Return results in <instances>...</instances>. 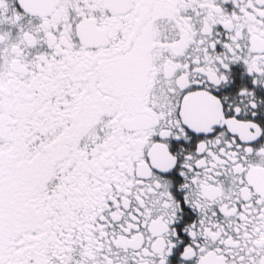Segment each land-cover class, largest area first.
I'll return each instance as SVG.
<instances>
[{
  "label": "snow or ice",
  "instance_id": "snow-or-ice-1",
  "mask_svg": "<svg viewBox=\"0 0 264 264\" xmlns=\"http://www.w3.org/2000/svg\"><path fill=\"white\" fill-rule=\"evenodd\" d=\"M0 264H264V0H0Z\"/></svg>",
  "mask_w": 264,
  "mask_h": 264
},
{
  "label": "flooded vegetation",
  "instance_id": "flooded-vegetation-1",
  "mask_svg": "<svg viewBox=\"0 0 264 264\" xmlns=\"http://www.w3.org/2000/svg\"><path fill=\"white\" fill-rule=\"evenodd\" d=\"M5 27H7V26H5Z\"/></svg>",
  "mask_w": 264,
  "mask_h": 264
}]
</instances>
